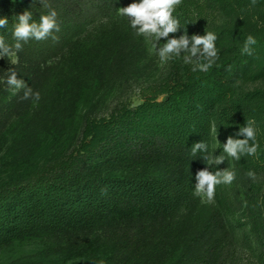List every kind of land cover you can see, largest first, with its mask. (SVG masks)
Listing matches in <instances>:
<instances>
[{
  "label": "trees",
  "instance_id": "1",
  "mask_svg": "<svg viewBox=\"0 0 264 264\" xmlns=\"http://www.w3.org/2000/svg\"><path fill=\"white\" fill-rule=\"evenodd\" d=\"M133 2L47 0L57 12L58 40L21 41L20 71L41 98L24 100L21 89L3 103L51 118L60 135L35 145L20 128L8 140L21 164L0 181V245L107 231L113 264H264V0H183L174 35L214 32L213 66L193 72L182 56L173 58L164 76L142 86L139 101L121 97L97 113L96 95L108 81L116 84L125 46L137 41L118 15ZM26 10L38 23L50 9L38 0H0L7 45L16 43L14 25ZM249 34L257 43L252 55H242ZM250 119L256 155L227 157V138L243 139L235 133ZM68 123L79 125V134L65 141ZM201 141L225 161L208 166L207 153L192 156ZM204 168L236 173L231 185L216 187L210 205L193 195Z\"/></svg>",
  "mask_w": 264,
  "mask_h": 264
},
{
  "label": "clouds",
  "instance_id": "2",
  "mask_svg": "<svg viewBox=\"0 0 264 264\" xmlns=\"http://www.w3.org/2000/svg\"><path fill=\"white\" fill-rule=\"evenodd\" d=\"M37 0H33L36 3ZM44 7L49 8L48 14L41 15L39 22L32 21V12L25 11L19 15L13 29V37L16 41L14 45H7L4 38L0 36V58H7L10 64L18 63V52L22 50L23 44L29 40H46L51 37L54 41L58 37L54 32L60 31L57 23V12L51 9L47 0H38ZM183 0H138L126 7L118 8V15L126 17L130 26L136 31V35L143 36L146 42L152 44L162 63H166L173 58L181 57L185 64L192 65V71L207 72L219 58V49L216 47L217 35L211 31H205L204 35L193 34L189 36L187 32L178 38L174 35L181 29L179 19L174 15L177 7ZM256 0H251V5L255 6ZM8 24L7 18H0V28H5ZM170 34L171 35L170 37ZM166 40L161 46V39ZM257 43L256 38L249 34L241 48L242 55H252L253 46ZM183 54V55H182ZM6 84L13 94L23 89L22 99H32L38 102L41 98L39 91L33 92L23 79L17 78L14 68L7 70ZM236 137L229 136L223 145V153L227 157L240 160L241 157L255 156L259 145L256 143L255 120H247L245 126L240 127L235 133ZM251 141V143H250ZM198 152L207 153L202 155V159L208 166L219 165L225 161L224 155H213L209 152V146L205 141L195 143L191 148V155ZM247 176L255 182L256 174L248 171ZM236 178L234 170L228 168L218 171H210L208 168L199 170L195 174V186L193 195L201 199V203H212L215 197V189L218 185H231ZM104 191V190H102Z\"/></svg>",
  "mask_w": 264,
  "mask_h": 264
},
{
  "label": "rangeland",
  "instance_id": "3",
  "mask_svg": "<svg viewBox=\"0 0 264 264\" xmlns=\"http://www.w3.org/2000/svg\"><path fill=\"white\" fill-rule=\"evenodd\" d=\"M165 42L162 38L161 46ZM125 51L116 84L108 81V90L104 94L99 92L96 95L97 113L109 111L121 97L139 101L142 86L160 79L169 69V61L162 63L156 49L143 36H138L135 43L125 46ZM20 66L19 59L17 64L12 65L6 57L0 58V181L17 170L21 164L18 153L16 155V145L8 143L16 132L19 133L20 128L36 138L31 141L35 145L39 142L50 145L53 137L60 135L51 118L36 113L27 116L26 106L10 111L3 103L2 96L6 93L13 94V90L4 82L9 68L15 69L18 79L27 81ZM86 106L87 102L84 100L82 110ZM69 126L71 129L66 132L65 141L75 139L79 134V125L68 123L66 128ZM3 133H6V137L2 136ZM26 151L24 150V154H27ZM259 180L264 184L263 176ZM109 238L107 231L75 234L66 238H22L0 245V264H97L103 260L113 264L114 250Z\"/></svg>",
  "mask_w": 264,
  "mask_h": 264
}]
</instances>
